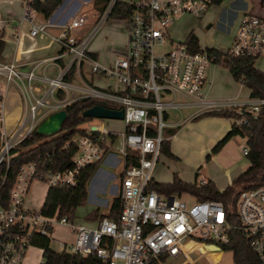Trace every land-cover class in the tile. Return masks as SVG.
I'll return each mask as SVG.
<instances>
[{"label": "built area", "instance_id": "built-area-1", "mask_svg": "<svg viewBox=\"0 0 264 264\" xmlns=\"http://www.w3.org/2000/svg\"><path fill=\"white\" fill-rule=\"evenodd\" d=\"M32 0H23V21L31 26L29 36L49 37L60 53L51 60H43L23 74L14 62L0 61V166H8L11 152L48 115L63 110L79 98H89L96 105L112 110H123V132H112L100 124L88 123L84 134H76L71 141L77 151L73 167L63 172L39 169L34 164L20 168L6 205H0V264H24L29 249H43L31 244V236H47L52 242L56 227L73 234L70 243L60 242V250L80 257H96L103 264H165L179 260V264H198L191 253L198 251L201 258L216 263L213 257L230 242L233 231L246 239L260 264H264V184L241 191L235 204L239 224L219 201H194L190 204L179 195L160 194L149 189L152 172L159 161L162 143L168 138L166 130L177 128L171 113L182 116L192 110L183 122L212 112L235 111L256 115L264 100L241 103L231 99L214 100L207 97V69L220 65L223 59L208 54L205 49L190 50L185 43L156 53L164 44L167 29L185 15L202 18L216 0H110L97 15L87 34L76 32L88 26V16L78 14L66 23L35 24L32 21ZM116 2L130 7L124 20L127 24L125 53L109 66L101 65L88 51L92 38L99 32ZM58 29L49 35L47 29ZM20 37H17L19 43ZM170 44L172 42L170 41ZM235 58L264 57V18L244 15L240 18L230 47L221 52ZM65 58L54 77L37 76L35 69L46 62ZM220 62V63H219ZM73 76L68 80L71 71ZM109 79L112 85L98 88L88 84L84 71ZM79 79L76 86L73 80ZM11 84L17 86L25 110L11 130L7 129L6 96ZM63 98H58V95ZM110 105L118 108H111ZM104 120V119H97ZM243 120H235L241 126ZM94 128V129H93ZM79 129V128H78ZM82 130V129H81ZM69 144L65 145L67 148ZM244 147L242 153L247 155ZM119 155L124 163L120 182L121 208L114 218H102L90 228L42 215L26 205L32 183L40 182L48 188L76 186L81 170L99 163L106 154ZM200 179L198 186L205 185ZM215 246L218 249H208ZM41 261L40 264H44Z\"/></svg>", "mask_w": 264, "mask_h": 264}, {"label": "crops", "instance_id": "crops-1", "mask_svg": "<svg viewBox=\"0 0 264 264\" xmlns=\"http://www.w3.org/2000/svg\"><path fill=\"white\" fill-rule=\"evenodd\" d=\"M22 1L23 0H0V14L5 11V14L7 15L6 19H0V36L5 42L3 56L0 61L4 63L14 62L17 70L26 74L30 72L37 63H40L43 60H51L55 58L60 53V49L51 42L49 37L45 35H41L33 39L29 36L31 26L29 23L23 21ZM38 1L44 2L45 0ZM92 1L93 0H63L56 11L48 19H45L42 15L33 11L32 13L35 16L31 14L32 21L33 23L38 24H45L47 22L51 24H63L78 14H86L88 16V26L86 29L88 31V28H91L93 22L97 18V15L99 14V12L94 9ZM86 4L92 5L95 15L94 17L90 18L87 12H82L84 8L83 6ZM210 9L212 11H216L210 13ZM210 9L207 14H210L211 16L206 17V19H208L206 31H211L213 24H216L217 28L221 31H228L227 27L230 26V28L233 29V33L228 41V48L232 44L240 18L244 15H256L264 18V0H223L221 4H215ZM14 21H17V24L10 26ZM105 22L107 24L105 23L90 41L88 51L101 65L109 66L115 58L125 53L127 43V24L126 26L123 25L124 30L122 33H119L118 27L122 26L121 23H124L125 21L122 22L109 19ZM8 28H11V32L6 36V29ZM47 32L49 35H55L58 33V29L49 27ZM17 37H20L19 43L17 41ZM95 37H98L99 39L95 44H93L92 41ZM205 49L223 52L222 50H218L216 48ZM65 61L66 59L63 58L53 62H46L35 69V74L39 77L42 75L54 77L58 72V66L64 64ZM255 67L264 73V62L255 61ZM220 69L222 68L214 67L212 65L209 66L208 84L205 90L208 98L214 100L231 99L241 103L254 101L250 99V92L245 87L241 85L238 87L235 85L236 82L232 79L230 73L225 68V72ZM236 84L238 85V83ZM230 85L234 87L236 91L238 89H246L248 99L243 97L240 99L241 96L226 97L229 93L223 92L222 90H228ZM10 87L5 101L8 125L7 129L9 130L13 128L18 118L24 112L22 111L18 113L13 102L16 93L15 90H12L11 93ZM204 115L185 121L186 124L182 126L178 132L176 131V133L169 140L170 153L174 158L171 159L164 156V164L166 165L165 169L168 170L166 172L168 176L173 174V176H171L174 178V175H176L185 183H193L195 181V175H200L201 177L203 176L205 179H202L213 182L219 191H223L232 183L233 180H235L234 178L238 177V175L245 171L240 169L238 166H228L227 164L229 159L225 151L229 144L228 142L231 140L228 141L217 153H212L215 146L231 130L232 126L235 125L236 119L214 116L201 118L204 117ZM78 128L83 130L86 127L82 128L79 126ZM185 130L188 132L186 135L189 136L190 141L181 142L182 147L179 149V146H177L179 143L176 142H179V135H182ZM183 147L190 151L191 157L183 152ZM184 155H186V157H184ZM183 160L188 164H183ZM102 165L110 168L112 172L110 173L102 169ZM123 167V160L118 159L114 153L106 154L105 157L97 164L94 174L86 185L87 199L84 206H82L85 207V212L78 214V211L82 207L77 208L76 216L73 220L74 223L93 228L97 226L98 222L102 218L116 217L111 212L110 208L112 201L119 195ZM158 174L159 172L157 175ZM221 176H226L227 179L222 180ZM200 179L201 178L197 177L196 181ZM116 181H118V186L112 184V182ZM152 181L154 182V180ZM158 183H169V181L164 180ZM32 184L34 185L33 193L31 194V192L28 191L30 193V197L27 196L26 205L33 210H41L49 188L47 186L43 187L38 182H34ZM58 228L64 227L58 226L55 230ZM68 233L70 232L68 231Z\"/></svg>", "mask_w": 264, "mask_h": 264}, {"label": "trees", "instance_id": "trees-1", "mask_svg": "<svg viewBox=\"0 0 264 264\" xmlns=\"http://www.w3.org/2000/svg\"><path fill=\"white\" fill-rule=\"evenodd\" d=\"M63 0H45L40 2L32 0L29 4L31 9L48 19L56 11ZM110 0H93L94 9L99 13L104 10ZM223 0H216L215 4H221ZM129 6L122 2H116L109 14L108 20L124 21L130 14ZM192 51H199L197 37L190 33L185 42ZM5 42L0 36V60L2 59ZM208 54L223 59L220 66L224 67L231 75L232 79L239 85L245 87L250 92V99L264 100V73L255 67L257 58H235L223 53L205 49ZM71 71L68 80L73 76ZM58 98H63L59 94ZM96 105L95 100L89 98H79L63 110L67 114L60 131L52 136L45 137L37 135L35 132L23 140L12 152L8 166H0V205H6L9 199L15 179L22 166L34 164L39 169L51 170L52 172H63L73 167V157L77 151L75 145L71 144L76 134H84L78 129L79 126L89 122L90 118L83 117V113ZM111 108H118L110 105ZM244 109L243 112L221 111L212 112L204 116H214L220 118H232L243 120L241 126L233 125L225 137L215 146L212 153H217L228 141L234 137L246 138L247 159L249 166L223 191H219L213 182L206 181L205 185H197V175L193 183H185L174 175L171 183H154L149 185V189H154L160 194L181 195L190 194L197 201L214 200L221 202L228 213L232 216V222L239 224L235 204L241 191L258 187L264 184V106L256 114H249ZM176 129L166 130L164 135L168 138L176 133ZM69 144L67 148L65 145ZM161 153L173 159L170 153V143L166 140L162 143ZM98 163L85 167L79 173L77 184L74 187H51L48 189L43 206L42 215L52 217L56 212L58 218L66 217L73 221L76 209L84 206L87 199L86 185L96 170ZM121 208L120 194L112 201L111 212L117 216ZM31 244L43 249L44 264H103L96 257H80L66 252H57L51 247V241L47 236L33 234ZM230 251L233 255V264H260L257 255L250 247L246 239L239 231H233L230 235L229 244L222 249Z\"/></svg>", "mask_w": 264, "mask_h": 264}, {"label": "rangeland", "instance_id": "rangeland-1", "mask_svg": "<svg viewBox=\"0 0 264 264\" xmlns=\"http://www.w3.org/2000/svg\"><path fill=\"white\" fill-rule=\"evenodd\" d=\"M120 1L125 2L128 0H120ZM83 7L84 8H83L82 12H87L89 14L90 18L95 16L91 4H86ZM210 10H208L206 12V14L201 19H197V18L190 16V15H185V16L181 17L180 19H178L177 21H175L167 29V34L165 35L163 46L160 48H157L155 50V52L161 53V52H166V50H170V49L175 48L176 46L179 45V43H184L187 36L192 32L194 35L197 36V38L199 40V47L200 48H202V49L216 48L218 50L226 51L228 49V47H227L228 41L231 38V34L233 33V29L230 28V26H229V27H227L228 31L227 30L221 31L219 28H217L216 24H213L212 30L207 32L206 28L208 25V19H206V17L211 16L210 14L209 15L207 14V13H209ZM215 11L211 10L210 13L215 12ZM32 15L35 16L33 13H32ZM3 18H5V19L7 18L5 11H3L2 14H0V19H3ZM33 20H34V17H33ZM122 22H124V21H122ZM105 23L106 22H104V24ZM14 24H17V21L12 22V24L10 26H13ZM35 24H38V23H35ZM121 24H122V26L118 27L119 33L123 32V30H124L123 25L126 26V22L121 23ZM89 30L90 29L88 28V31ZM86 31H87V29L85 28V29H82L81 31H77L76 34L77 35L87 34L88 31L87 32ZM10 32H11V28L6 29V36ZM98 39H99L98 37H95L94 40L92 41V43L95 44ZM170 41L172 42V44H170ZM256 61L264 62V57L257 58ZM212 66L222 68L220 70L225 72L224 67H222L220 65L212 64ZM208 69H209V67H208ZM208 69H207V76H208ZM83 74L85 76L87 83L92 84L95 87L106 88L109 85H112V82L109 79H103V78H100L99 76H93L88 72V70H85ZM226 76H228V75H226ZM77 84H80L79 79L75 78L73 80V85L76 86ZM235 85L239 87V84L237 85L235 83ZM10 86H11L10 87L11 93H12V90H15L16 94L14 96L13 102L15 104V107H16L18 113H20V112L25 110L23 99L20 96V93H19L17 86H15L14 84H11ZM243 89L242 90L238 89L236 91L235 88L230 85L228 90L223 89L222 91L229 93L228 96H226V97L241 96L240 99H242V97L248 99V96L246 95L247 91H246V89H244V90ZM237 98H239V97H237ZM249 101H251V100H249ZM191 112H192V110H184L181 112V114H182L181 117L178 114L171 113V122L176 123V124L182 122V123H180L178 128H175L177 130V132L179 131V129L182 126H184L186 124V122L183 123V120L185 118H187ZM205 117L206 116L201 117V118H205ZM101 121H103L102 123L104 124L105 129L110 130L112 132L119 133V132H123L125 130V125H124V122L122 120H113V119H104V120L91 119L89 122H87V124L81 125V127L82 128L87 127L88 123H90V122L94 123V124H100ZM186 131L187 130H185V132H184L185 134L183 133L182 135H179V138L177 137L179 142H176V143H179V144H177V146H179V149H180V147H182L181 142H189L190 141L189 136L186 135V133H188ZM171 138L172 137L168 138V140H170ZM228 143L229 144H228L227 149L225 151L227 154V157L229 159L227 162L228 166H234V167L238 166L240 169L246 170L248 167V161L242 153V149L244 147H246V144H245L246 138L234 137ZM183 152L186 155H190V157H191L190 151L184 147H183ZM186 155H184V157H186ZM116 156L118 159L122 160V158L119 155H116ZM163 158H164V155L162 153H160L159 161L156 164V166L154 167L153 172H152V180H154V182H156V183H158L160 181H164V180H167L170 183L173 179L172 178L173 174H171L172 176L171 175L168 176V174L166 173L168 170L165 169L166 165L164 164L165 162H164ZM182 162H183V164H188L184 160ZM101 168L107 172H110V173L112 172V170L105 165H102ZM158 172H159V174L157 175ZM198 178H204V177L203 176L201 177L199 175ZM236 178H234V179H236ZM221 179L224 180V179H227V177L221 176ZM117 182L118 181L112 182V184H115L116 186H118ZM38 183L41 184L43 187L44 186L46 187L45 184L40 183V182H38ZM32 185L33 184H31V186L29 188V191L31 192V194L33 193V187H34V185L33 186ZM29 194L30 193L28 192L27 196H29ZM179 198L188 204H190L194 201V199L191 196H189L188 194H181L179 196ZM35 209H38V208H35ZM84 212H85V207H82L78 211V214H82ZM75 216H76V212H75ZM52 235L54 237V240L51 242V247L53 249H56V250H60V244H59L60 242L70 243L73 241V238H74L73 234L68 233V231L64 228H58L57 230L52 232ZM189 256L191 257V259L198 260V264H233V255H232V252H230V251L225 252V251L221 250L220 255L214 254L213 257L219 258V260L216 263H213L212 261H209L208 259L201 258L198 251L191 253ZM41 261H44V258L41 256V253L37 249H29L26 252L25 257H24V264H40ZM180 262L181 261H179V260H168L165 264H179Z\"/></svg>", "mask_w": 264, "mask_h": 264}, {"label": "water", "instance_id": "water-1", "mask_svg": "<svg viewBox=\"0 0 264 264\" xmlns=\"http://www.w3.org/2000/svg\"><path fill=\"white\" fill-rule=\"evenodd\" d=\"M83 117L90 119H113L122 120L123 110H112L101 105H94L92 108L83 113ZM67 114L65 110H59L44 118L36 128L35 133L40 136L49 137L57 134L63 122L66 120ZM94 129V128H93ZM208 249H218L215 246Z\"/></svg>", "mask_w": 264, "mask_h": 264}]
</instances>
